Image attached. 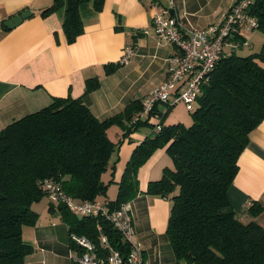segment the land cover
<instances>
[{"label":"trees","instance_id":"trees-1","mask_svg":"<svg viewBox=\"0 0 264 264\" xmlns=\"http://www.w3.org/2000/svg\"><path fill=\"white\" fill-rule=\"evenodd\" d=\"M103 2L53 0L41 15L62 11L63 33L67 43H73L83 33L79 5L90 3L99 12ZM248 12L257 19V30L264 35V0H251ZM245 38L239 30L234 31L230 40L239 46L223 51L206 74L190 125H164L168 108L160 116L161 129L153 130L133 149L111 202L99 200L112 182L103 183L101 175L119 145L108 138L107 129L116 124L126 135L142 125L153 128L148 120L134 119L142 108L140 101L99 120L84 102V97L99 87L98 78L92 77L85 80L82 96L53 97L46 107L2 128L0 264H24L32 252L23 241L22 229L37 221L31 206L45 196L40 186L43 180L60 183L75 200L102 201L110 209L119 208L140 193L138 169L164 146L172 167H165L158 180L149 181L145 194L170 200L165 233L176 262L264 264V228L256 221H239L229 197L239 155L249 142V133L264 119V43L257 52L241 56L236 50L243 47ZM119 66L107 65L105 72L110 74ZM58 209L69 233L98 243L99 224L109 244L125 253L126 244L103 218L78 217L63 205ZM261 211L258 202L250 203L251 216Z\"/></svg>","mask_w":264,"mask_h":264},{"label":"crops","instance_id":"crops-1","mask_svg":"<svg viewBox=\"0 0 264 264\" xmlns=\"http://www.w3.org/2000/svg\"><path fill=\"white\" fill-rule=\"evenodd\" d=\"M52 1L0 0V130L46 107L53 97L82 96L87 78L99 80V87L84 97L85 104L99 120L122 112L133 101L141 102L166 78L165 61L175 53V47L158 41L151 29L152 13L157 6L165 5L166 0H104L99 12L90 3H82L78 12L83 33L73 43H67L63 33L62 11L41 15ZM173 1L181 26L195 28L219 23L235 2ZM26 10L31 14L18 25L12 29L5 26L6 20ZM145 29L147 34L143 33ZM254 32L245 36L249 48ZM127 43L134 49L133 56L126 65L107 74L106 66L112 67L119 62ZM168 108L157 105L155 116L160 119ZM170 115L167 113L164 117V125L182 123L170 121ZM156 120L151 116L148 122L154 124ZM124 132L116 124L107 129L108 138L119 145L101 175L103 183L112 181L107 184L106 199L103 198L106 202L115 199L133 149L154 133L149 125L139 126L126 135ZM248 137L249 142L238 158L239 168L229 197L239 221H256L264 228V119ZM165 167H172L166 146L155 150L138 169L140 193L126 203L132 216L134 238L142 250L143 264H187L176 262L166 237L170 200L145 194L148 182L158 180ZM44 197L31 206L37 214L35 225L22 229L23 241L32 250L24 264H72L69 230L61 218L60 205ZM251 202L262 206L256 217L248 212Z\"/></svg>","mask_w":264,"mask_h":264},{"label":"built area","instance_id":"built-area-1","mask_svg":"<svg viewBox=\"0 0 264 264\" xmlns=\"http://www.w3.org/2000/svg\"><path fill=\"white\" fill-rule=\"evenodd\" d=\"M250 4L251 0L235 1L219 23L205 28L182 27L173 0H166L165 5L157 6L151 15V29L158 41L173 45L175 53L165 61V80L143 98L142 108L134 119L149 120L153 116L157 119L153 130L159 131V116H155L157 105L170 107L182 102L187 110L192 111L200 94V84L220 54L239 46L238 42L230 40L232 33L239 30L246 36L257 30V19L248 12ZM143 33L147 34L148 30H143ZM242 46L250 47L246 40ZM133 54V47L125 44L118 63L126 65ZM40 186L51 203L65 206L76 216L106 220L127 246L125 253L113 248L99 224L96 225L98 243L84 235L69 233L72 264H143L142 250L134 238L132 216L126 203L110 209L102 201L75 200L54 180L45 179Z\"/></svg>","mask_w":264,"mask_h":264},{"label":"rangeland","instance_id":"rangeland-1","mask_svg":"<svg viewBox=\"0 0 264 264\" xmlns=\"http://www.w3.org/2000/svg\"><path fill=\"white\" fill-rule=\"evenodd\" d=\"M254 31H255L254 32L255 34H254V37L252 39L251 48L242 47V49L236 50L238 55L245 56V55H248L250 53L257 52L260 49L262 42L264 43V35L259 30H254ZM261 64L264 67V62H261ZM168 115H170V117H169L170 121H173V120L174 121H182V123H184V125H187V126L192 123L191 111L187 110L186 106L182 102L175 103V104L171 105L169 107ZM99 198L101 200H103V198L106 199V194L104 196H100Z\"/></svg>","mask_w":264,"mask_h":264},{"label":"water","instance_id":"water-1","mask_svg":"<svg viewBox=\"0 0 264 264\" xmlns=\"http://www.w3.org/2000/svg\"><path fill=\"white\" fill-rule=\"evenodd\" d=\"M31 13L26 10L20 14H17V15H14L12 16L10 19L6 20L5 21V26L8 28V29H12L14 28L16 25H18L21 20L25 19L26 17H28Z\"/></svg>","mask_w":264,"mask_h":264}]
</instances>
